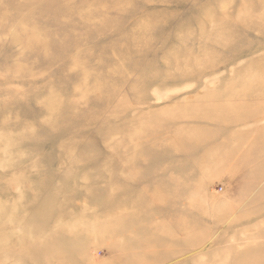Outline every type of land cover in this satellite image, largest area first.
Here are the masks:
<instances>
[{"label":"rangeland","instance_id":"obj_1","mask_svg":"<svg viewBox=\"0 0 264 264\" xmlns=\"http://www.w3.org/2000/svg\"><path fill=\"white\" fill-rule=\"evenodd\" d=\"M263 113L264 0H0V264L264 256Z\"/></svg>","mask_w":264,"mask_h":264},{"label":"bare ground","instance_id":"obj_2","mask_svg":"<svg viewBox=\"0 0 264 264\" xmlns=\"http://www.w3.org/2000/svg\"><path fill=\"white\" fill-rule=\"evenodd\" d=\"M34 43H36V44H38V45H40V41H36V42H34ZM42 43V42H41ZM43 44V43H42ZM226 108H228L227 106H224V109H226ZM262 109V107L258 110V112L259 113H261L262 111H260ZM215 111V110H214ZM264 114V113H263ZM246 118L244 117V116H242V117H240V118H238L237 120H236V122H238V121H243V120H245ZM255 162V161H254ZM262 176V175H261ZM260 176V177H261ZM256 181H257V179H256ZM253 182H250V184H252ZM256 254L254 255V256H252L251 258H249V259H246L245 261H243L242 262V264H259V262L258 261H264V256L263 255H257L256 257Z\"/></svg>","mask_w":264,"mask_h":264}]
</instances>
